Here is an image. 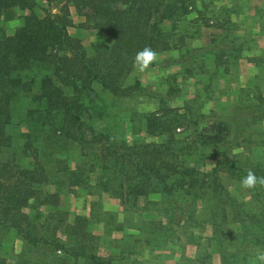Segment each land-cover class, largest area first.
Wrapping results in <instances>:
<instances>
[{
    "label": "trees",
    "instance_id": "trees-1",
    "mask_svg": "<svg viewBox=\"0 0 264 264\" xmlns=\"http://www.w3.org/2000/svg\"><path fill=\"white\" fill-rule=\"evenodd\" d=\"M198 1L0 0V264H114L111 256L100 255L101 239L90 228L108 214L98 201L104 195L131 208L141 199L147 206L154 205L152 198L157 196L164 202L155 209L165 220L159 225L167 228L181 225L188 216V203L178 196L188 192L187 184L194 182V188L209 178V187L222 190L218 173L224 165L219 163L212 174H204L180 161L174 135L182 126L178 114L143 116L148 134L163 137V142L121 143L108 132H97L88 121L99 99L97 86L116 99L147 90L137 73L156 67L155 55L178 49L164 27L186 20ZM72 8L81 19L77 26ZM14 21L21 25L9 34L3 25ZM72 28L99 32L109 43L94 46L90 55L82 40L70 33ZM223 40L227 37L219 41ZM180 42L184 44V37ZM227 44L236 48L232 41ZM145 50L151 58L139 60L138 54ZM197 51H188L184 59L166 60L162 67L185 65ZM22 109L25 113L19 114ZM259 116L240 120L232 142L239 141L255 120L263 119L264 111ZM14 126L27 128L20 157L12 152L15 144L9 130ZM223 129L220 124L203 133L196 131L184 144L219 148ZM44 148L55 154L52 163L41 161ZM72 148L78 150L76 158ZM9 151L13 154L6 158ZM58 189H83L98 199L91 204V217L75 215L70 221ZM226 198L242 226L235 252L259 247L264 257V193L259 196L258 215L241 210L228 194ZM217 208L209 241L223 254V264H237L223 250ZM17 241L25 249L14 263ZM39 251L43 259L28 257ZM199 264H205V259Z\"/></svg>",
    "mask_w": 264,
    "mask_h": 264
},
{
    "label": "rangeland",
    "instance_id": "rangeland-1",
    "mask_svg": "<svg viewBox=\"0 0 264 264\" xmlns=\"http://www.w3.org/2000/svg\"><path fill=\"white\" fill-rule=\"evenodd\" d=\"M190 13L186 20L164 27L178 49L155 55L152 63L156 67L137 73L141 87L147 90L127 99H116L97 86L99 99L93 104L88 121L97 132H108L121 143L163 142V137L148 134L143 116L161 117L170 111L178 114L182 126L174 135L179 142L180 161L204 174H212L219 163L224 165L218 173L222 190L209 187V178L203 182L205 185L193 188L194 182L187 184L188 192L178 195L185 198L189 206L185 222L162 228L159 223L165 220L155 209L164 202L157 196L152 198L156 201L154 205L147 206L141 199L137 207L131 208L123 207L118 200L106 195L98 200L83 189H58L62 193V209L70 213V221L75 215L89 219L92 202L100 201L108 214L101 216L103 222L92 224L90 228L101 239L100 255L111 256L114 264H199L203 259L205 264H223V254L209 241L215 205H218L220 238L228 258L237 264H264L259 247H251L244 253L235 252L242 226L235 221L226 198L228 194L237 207L250 215L260 213L259 196L264 193V181L261 183L264 179V118L255 120L243 131L239 141L232 142V136L240 120L260 117L264 111V0H201ZM72 18L77 26L81 19L74 8ZM20 25L21 21H14L3 27L11 34ZM70 33L82 40L90 55H94V46L109 43L96 31L72 28ZM183 37L185 42L181 44ZM225 37L226 41H219ZM230 41L237 50L229 47L227 42ZM196 50L199 51L185 65L162 67L164 61L187 58L188 51ZM221 64H227L228 68ZM193 71H197V75L190 77ZM213 78L215 83L211 82ZM21 113L24 114L25 109ZM220 124L224 129L219 148L201 144L187 148L184 144L194 132L203 133ZM9 134L15 144L12 152L20 157L27 128L22 126L18 130L14 126ZM73 148L72 155L76 158L78 150ZM9 152L6 158L12 156ZM52 159L55 154L44 148L41 161L52 163ZM246 175L254 178L251 187L243 183ZM24 249L21 241L15 243L12 262H16V255ZM41 254V251L30 253L28 257L43 259Z\"/></svg>",
    "mask_w": 264,
    "mask_h": 264
},
{
    "label": "clouds",
    "instance_id": "clouds-1",
    "mask_svg": "<svg viewBox=\"0 0 264 264\" xmlns=\"http://www.w3.org/2000/svg\"><path fill=\"white\" fill-rule=\"evenodd\" d=\"M151 56H152V53L150 51L145 50L144 52L138 54V59L147 60V59H150ZM254 182H255L254 178L251 175H249V177L243 181L244 185L247 187H251L254 184Z\"/></svg>",
    "mask_w": 264,
    "mask_h": 264
}]
</instances>
